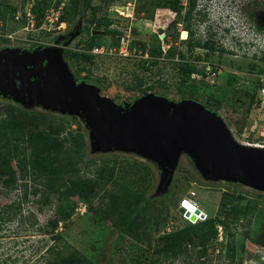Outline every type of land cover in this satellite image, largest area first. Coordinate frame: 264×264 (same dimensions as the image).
Wrapping results in <instances>:
<instances>
[{
  "label": "rangeland",
  "instance_id": "rangeland-1",
  "mask_svg": "<svg viewBox=\"0 0 264 264\" xmlns=\"http://www.w3.org/2000/svg\"><path fill=\"white\" fill-rule=\"evenodd\" d=\"M53 1L47 0L44 4L50 6ZM224 1L210 0L206 7L203 0L196 1L195 13L188 24L194 33L193 39L202 45H213L214 52L205 48L188 51V33L186 40L180 41L181 31L185 27L180 21V15L177 16L169 8L157 7H173L174 0H120L114 3L110 0H92V5L98 8L96 16H106L113 20L112 28L121 31L122 35L126 34L130 46L134 41L145 42L151 48L165 43L173 53L178 52L174 55H162L161 52L159 57L139 59L132 53L134 49H131L132 52L125 56L115 52L97 55L92 65L71 60L68 53L79 51L78 42L88 38L84 22L90 12L84 17L80 15L72 23H62V30L50 36L40 31L27 32L24 30L25 25L14 21L13 17L7 21L0 37L10 34L14 39L6 45L0 43V50L17 48L32 51L44 47H58L63 50V59L76 81L95 86L101 96L117 105L137 100L144 96L145 89H148L147 94L166 98L173 103L195 100L220 116L238 144L264 148V96L258 91L259 86L264 88V37L259 39L256 35V38L253 33L245 30L240 21L242 14H235L238 11L236 5L232 10L227 9ZM258 1V5L251 8L250 20L252 26L264 30V5H260L264 0ZM3 2L11 8L8 14L12 16V9L18 10L22 0ZM205 8L207 16L201 20L198 13ZM187 10L188 7H183L182 14ZM173 20H178L176 26L169 25ZM211 31L216 33L215 38ZM162 32L165 39L160 35ZM58 36L60 38L55 40ZM63 38L67 39L61 44L60 39ZM103 40L109 45L111 38L105 37ZM39 46L42 48H38ZM219 48L225 52L220 53ZM178 54H182L185 61L195 64L205 79L207 71L215 69L217 74L210 81L194 80L181 86L176 64L180 60ZM153 60L156 65L151 63ZM190 90L195 95L191 96ZM248 94H254L253 103ZM9 104L16 107L22 117L45 115L53 121L54 127L63 124L69 131L81 134V174L90 176L101 167L115 165L116 181L121 187L143 194V199L147 200L142 205L148 209L152 204L157 210L144 216L139 211L140 216L136 220L140 223L138 234L143 241L137 243L130 238L127 225L121 230L118 239L115 228L103 222L99 215L87 210L83 201L73 197L70 198L75 206L72 217L66 223L61 221L54 231L52 226L57 202L53 196L50 195L47 205H43L45 197L41 194L33 196L34 187L29 182L26 202L23 201L24 187L16 186L6 190L1 188L0 264H43L54 256L49 254L48 248L63 249V245L78 250L95 264H133L132 259L138 254L152 257L154 250L159 247L157 238L168 232V226L171 230L183 227L177 206L181 197L190 193L194 194L193 201L208 218L216 217L221 198L228 194L227 208L230 212L232 208L240 211L234 221L237 261H240L239 248L243 245L242 264H264L258 258L259 255L264 258V192L220 180H206L194 162L182 154L173 170L171 183L166 190L157 194L161 168L155 162L128 152H92L87 130L77 116L51 112L38 105L24 107L8 98L0 97V118L3 106ZM247 204L254 207L250 216L244 213ZM93 205L97 206V201ZM135 217L136 213L132 219ZM57 232L62 234L64 241L57 242L52 239ZM221 239L225 240L223 233ZM214 243L209 244L205 256L206 264H228L220 248L215 251L211 249ZM195 251V248L190 247L189 259L180 257L165 260L162 264H198L200 260L197 259Z\"/></svg>",
  "mask_w": 264,
  "mask_h": 264
},
{
  "label": "trees",
  "instance_id": "trees-1",
  "mask_svg": "<svg viewBox=\"0 0 264 264\" xmlns=\"http://www.w3.org/2000/svg\"><path fill=\"white\" fill-rule=\"evenodd\" d=\"M25 1L22 0L21 4H24ZM46 1L39 0L33 8V13L37 15L36 27L41 24L40 18L44 10L52 4L46 6L44 4ZM117 1L120 0H110L111 3ZM174 4L175 6L173 7L166 5L157 7L161 9L169 8L177 16L180 15V21L182 22L183 8L179 5V0H174ZM195 7L196 0H190L188 2V12L186 13L188 20L191 18ZM9 10L11 8L3 0H0V33L5 30L7 21L9 19L12 20L17 8L12 9V16H9ZM97 11L98 8L92 5V0H66L63 13L57 23L58 25L72 23L80 15L84 17L87 12H90V16L84 22L88 38L85 41L78 42L79 51L68 53V57L71 60L92 65L97 55L90 54V51L94 46L104 45L105 41L103 39L105 37L111 38L108 46L116 49L119 47L122 32L112 28L114 21L110 18L96 16ZM177 21L173 20L169 25L176 26ZM93 27H95L94 30H92ZM92 31L94 32L91 33ZM185 31L189 34L188 51L192 52L195 48H205L211 52L215 51L213 45H202L198 40H194V33L189 26L185 28ZM55 32H46L45 34L50 36L55 34ZM160 35H163L162 39H165L166 36L163 32ZM58 38L60 37H56L55 40ZM66 39H60V43H65L63 40ZM0 43L6 45L8 41L0 37ZM38 48H42V46ZM130 48L147 53L151 58L159 57L162 54V45L151 48L147 43L141 41H134ZM219 52L224 53L225 50L219 48ZM168 53L174 55L178 52L173 53L170 48ZM179 57L180 60L176 63L177 74L181 86H184L191 83V76L199 73V69L195 64L185 61L182 54ZM151 63L156 65L155 60ZM147 92L148 89H145L143 95H146ZM189 94L191 96L195 95L192 90L189 91ZM248 96H250V101L253 103L255 101L254 94H248ZM1 111L0 189H14L16 186H22L25 189L23 201L26 202L27 183L29 182L34 187L33 196L41 194L45 197L42 202L43 205H47L50 195L53 196L57 202L52 226L54 231L61 221L66 223L72 217L75 206L70 198L73 197L83 201L87 206V210L99 215L103 222L109 223L115 228L118 239L121 230L127 225L130 229V238L137 243L143 241L138 234L140 223L136 220L139 211L144 216L152 214V211L155 212L157 208L150 204L148 209L151 211H149L142 205L143 201L147 200V198L143 199V194L134 193L133 190L127 187H121L116 181L117 172L115 165L101 167L93 175L83 176L79 167L83 149L81 134L69 131L63 124L54 127L53 121L45 115L22 117L21 112L12 104L3 106ZM214 113L216 114V112ZM70 116L75 117L74 115ZM226 197H228V194H224L221 198L216 217L207 218L204 222L194 225L183 223L180 220L183 223L182 228L165 232L157 238L156 241L159 243V247L154 250L152 257L138 254L132 259V263L162 264L165 260H175L180 257L189 259V248L192 247L196 249L197 259L200 260L198 264H206L205 256L210 247L209 244L215 242L211 249L215 251L220 248V251L224 252L228 264H242L244 247L243 245L240 246V261H237L238 248L235 245L236 223L234 222L236 221V214L240 211L232 208L230 212V209L227 208L229 200ZM95 201H97V206L93 205ZM253 209V206L247 204L244 209L245 215L250 216ZM135 213L136 217L132 219ZM177 213L179 214V202ZM153 216L154 214L151 217ZM129 220H132V222L129 223ZM217 226H222L223 228L225 240L222 242L217 241ZM245 235H247V232H245ZM52 239L57 242L64 241L60 232L53 235ZM62 248L64 250L48 248L49 254L54 256L51 259L46 258L47 260L45 259L46 261L43 264H95L80 254L78 250L68 245H63Z\"/></svg>",
  "mask_w": 264,
  "mask_h": 264
},
{
  "label": "water",
  "instance_id": "water-1",
  "mask_svg": "<svg viewBox=\"0 0 264 264\" xmlns=\"http://www.w3.org/2000/svg\"><path fill=\"white\" fill-rule=\"evenodd\" d=\"M0 97L77 116L92 152H128L155 162L161 168L157 194L171 183L182 154L206 180L264 192V148L238 144L220 116L193 100L173 103L150 94L117 105L95 86L77 82L58 47L1 49Z\"/></svg>",
  "mask_w": 264,
  "mask_h": 264
},
{
  "label": "built area",
  "instance_id": "built-area-1",
  "mask_svg": "<svg viewBox=\"0 0 264 264\" xmlns=\"http://www.w3.org/2000/svg\"><path fill=\"white\" fill-rule=\"evenodd\" d=\"M39 0H26L24 4H21L19 9L14 13V21L21 22L25 25L24 30L27 32H33V31H40V33H46V32H55L58 33L62 30L61 24H57L59 22V18L63 13V8L66 0H54L49 8L46 9L45 12H43L41 18H40V26L36 27V19L37 15L33 13V8L35 5H37ZM190 0H179V5L183 8L185 6H188V2ZM198 1V0H196ZM124 15V14H123ZM1 38H4L5 40L12 41L14 38H12V35H6L2 36ZM163 38V35H162ZM163 42V41H162ZM128 36L126 34L122 35L120 39L119 47L113 48L111 46H107L104 44L102 46H94L90 54L92 55H104V54H111L112 52L117 53L118 55H128V53L132 52L130 45L128 44ZM4 45V44H3ZM168 50H170V46L166 45L165 43H162V52L164 54L168 53ZM167 51V52H166ZM135 57L139 59H150L149 55L147 53H142V51H138L137 49H134L132 52ZM217 74V71L215 69L207 71L206 72V79L204 78V75L201 73H196L191 76V82L194 80H200L204 79L207 81V79L210 81L211 77H214ZM259 92L262 93V96H264V88H260ZM193 193H190L188 196L183 197L179 202V209H182L184 211V214H181L179 212V218L183 223L186 224H196L199 222H203L207 219V216L197 207L196 203L193 201ZM191 207L194 209V211H190L189 208ZM194 206V207H193ZM186 213H189V215H194L195 220L193 222L190 221L189 217H186ZM168 232L171 231V227L168 226ZM218 230V237L217 241L222 242V233L223 229L221 226L217 227Z\"/></svg>",
  "mask_w": 264,
  "mask_h": 264
},
{
  "label": "flooded vegetation",
  "instance_id": "flooded-vegetation-1",
  "mask_svg": "<svg viewBox=\"0 0 264 264\" xmlns=\"http://www.w3.org/2000/svg\"><path fill=\"white\" fill-rule=\"evenodd\" d=\"M205 2V7L208 5V2H210V0H203ZM258 0H242L241 2L238 1L236 2L235 0H225L224 3H225V7L227 9H233L234 5L236 10H238L237 12H235V14L239 13V14H242V18L240 19V21H242V24H243V28L245 30H248L250 31L251 33L254 34V36L256 37L259 36V39H261V37H264L262 36L263 33H264V30H258L257 28H255L254 26H252L251 24V20H250V11H251V8H253L254 6H257L258 5ZM260 5H264L263 4H260ZM188 6H186L187 8ZM203 7V6H202ZM185 9V8H184ZM195 9V8H194ZM206 8L205 10H200L198 15L200 17L201 20H203L204 18H206L205 16H207L206 14ZM188 12V10L182 14V22L183 24L185 25L184 27V30L186 27H188V24H189V21L192 19V14L195 13V11L193 10L192 11V14H191V18L188 20L187 19V15L186 13ZM215 31V30H214ZM214 31H211L212 32V37L215 38L216 37V33ZM189 35V34H188ZM257 38V37H256ZM213 41V40H212Z\"/></svg>",
  "mask_w": 264,
  "mask_h": 264
},
{
  "label": "bare ground",
  "instance_id": "bare-ground-1",
  "mask_svg": "<svg viewBox=\"0 0 264 264\" xmlns=\"http://www.w3.org/2000/svg\"><path fill=\"white\" fill-rule=\"evenodd\" d=\"M186 38H187V32H186L185 30H182V31H181V41H182V40L185 41ZM187 207L189 208V205H187ZM189 209H190V208H189ZM190 211L192 212V211H194V209L191 208Z\"/></svg>",
  "mask_w": 264,
  "mask_h": 264
},
{
  "label": "clouds",
  "instance_id": "clouds-1",
  "mask_svg": "<svg viewBox=\"0 0 264 264\" xmlns=\"http://www.w3.org/2000/svg\"><path fill=\"white\" fill-rule=\"evenodd\" d=\"M187 32V31H186ZM188 33V32H187ZM181 41V40H180ZM182 42V41H181ZM248 145H250V144H248ZM180 202V201H179ZM197 205V204H196ZM194 207V206H193ZM197 207H198V205H197ZM199 208V207H198ZM200 209V208H199ZM201 210V209H200ZM202 211V210H201ZM179 212H180V209H179ZM203 212V211H202ZM205 215H206V213L205 212H203ZM191 216H194V215H191ZM207 216V215H206ZM208 218V217H207ZM207 220V219H206ZM204 222V221H203ZM200 223V222H199ZM197 224V223H196ZM191 225H194V224H191ZM218 227V226H217ZM222 227V226H221ZM223 229V228H222ZM217 234H218V230H217ZM258 258L260 259V261H262L261 260V256L259 255L258 256Z\"/></svg>",
  "mask_w": 264,
  "mask_h": 264
},
{
  "label": "crops",
  "instance_id": "crops-1",
  "mask_svg": "<svg viewBox=\"0 0 264 264\" xmlns=\"http://www.w3.org/2000/svg\"><path fill=\"white\" fill-rule=\"evenodd\" d=\"M258 252V251H255ZM264 252V251H263ZM258 253H262V252H258ZM263 254V253H262ZM259 255V254H258ZM264 255V254H263ZM264 257V256H263ZM261 260L264 261V258L261 257Z\"/></svg>",
  "mask_w": 264,
  "mask_h": 264
}]
</instances>
